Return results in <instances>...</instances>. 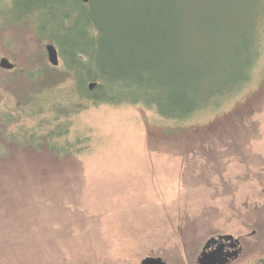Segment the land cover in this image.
Wrapping results in <instances>:
<instances>
[{
    "label": "rangeland",
    "instance_id": "rangeland-1",
    "mask_svg": "<svg viewBox=\"0 0 264 264\" xmlns=\"http://www.w3.org/2000/svg\"><path fill=\"white\" fill-rule=\"evenodd\" d=\"M120 1L93 0L84 13L74 0L22 2L0 15V60L24 66L14 43L35 53L49 40L59 70L60 48L82 40L83 22L96 28L103 10L112 14ZM196 1V12L204 10L206 0ZM216 6L225 9L223 20L214 30L208 23L191 28L194 37L176 41L171 64L179 68L174 85L198 86L202 97L239 77L241 51L253 42L258 50L249 77L240 88H224L229 94L221 105L200 107L177 123L126 103L81 109L73 101L70 115L53 116L51 106L71 104L61 91L76 89L63 81L52 90L53 105L38 103L32 116L24 108L20 123L38 133L60 125V135L67 131L55 140L70 146L57 155L0 141V264H140L150 256L197 264L209 240L226 236L239 242L226 264H264V14L260 0H217ZM11 30L16 38L9 43ZM187 59L196 64L195 77L184 70ZM46 61L51 65L47 52ZM153 68L143 73L173 84L165 63ZM2 71L0 109L19 116L9 92L14 82ZM39 71L48 86L50 72ZM19 84V92L30 86Z\"/></svg>",
    "mask_w": 264,
    "mask_h": 264
},
{
    "label": "trees",
    "instance_id": "trees-1",
    "mask_svg": "<svg viewBox=\"0 0 264 264\" xmlns=\"http://www.w3.org/2000/svg\"><path fill=\"white\" fill-rule=\"evenodd\" d=\"M28 1L30 0H8L5 4L0 1V15L4 13V16L8 17L10 11H17L16 7L21 6L22 2ZM74 1L77 2L82 13L93 2V0H89V3L80 0ZM196 4V0L120 1L113 9L112 14H107V11L103 10L100 17L101 22L97 24L96 28L87 29L90 26L88 19L83 22L82 28L77 29L78 36L80 38L83 36L82 40L71 44L70 47L62 46L60 48L62 66L59 70L58 65H50L46 61L43 44L49 40L41 41L39 45L41 50L36 49L35 53L30 45H23L22 42L14 43L13 51L21 50L18 52L23 55L25 64L24 66H15L2 57L1 59L9 64V67L0 66L3 70L2 74L8 84H12L9 81L19 84L20 81L26 80L30 86L24 92L15 90L14 84L10 89L9 92L15 97L12 107L19 116H13L10 111L4 110L3 112L0 109V141L7 142V146L10 144L21 148H48L57 155L68 152L66 150L70 146L69 142L55 140L57 137H61L67 129L60 135L58 132L60 125H58L50 128L47 133H38L34 129L35 127L20 123L19 120L26 107L29 108V110L26 108L27 114L32 116L33 106L38 103L39 105H53L57 95H54L52 90H58V87L63 86V81L65 83L67 81L74 82L76 89L73 90L74 94L67 89L61 91L64 93V97L70 99L68 103L71 102V104L69 107L59 104L61 108L51 106L53 116L70 115L71 110L75 108L73 101H76L79 104L77 106L82 107L81 109L99 104L126 103L129 105L143 104L148 109H154L156 114L162 118L177 123L185 121L201 108L221 105L223 95L229 94H224V91L240 88L249 77L258 49L253 42L244 45L241 52L246 55L238 63L242 68L239 77L232 78V82L225 84L220 90L211 91L200 97L201 89L198 86L188 85L186 87L184 85L177 88L174 85L177 75L176 73L173 75V72L179 71V68L176 64H171L174 59V50L177 47L176 41L179 39L189 41L194 37L190 29L199 28L201 24L208 23L211 30H214L217 23L223 20L222 14L225 15V9L216 6L217 0H206L204 10L199 12H196ZM260 6V11L264 14V0H260ZM5 7L7 8L4 11ZM13 23L8 24V28L13 27ZM16 28L21 29L22 27L18 25ZM3 30L0 28V33L4 34ZM11 33L12 30L9 33V43L13 37L16 38ZM56 41L61 46V40ZM84 56L86 60H84ZM155 63H158L159 66L165 63L173 78V84L165 81L163 85H159L155 83L154 78L147 77L143 73V70L154 73L156 71L153 68ZM39 66L50 72L51 79H48V86L42 83ZM183 66L185 71L191 72L188 77L196 76L195 70L197 69H195L194 60L187 59ZM90 83L94 84L93 89L89 88ZM210 85L213 83L210 82L208 86ZM54 87L55 89H53ZM187 91L189 95H187ZM53 97L54 99H52ZM66 105H68L67 102ZM214 242H216L215 238L208 242L204 254L212 253ZM204 254L199 255L200 260ZM236 255H233L231 259ZM197 264L200 262L197 261Z\"/></svg>",
    "mask_w": 264,
    "mask_h": 264
},
{
    "label": "water",
    "instance_id": "water-1",
    "mask_svg": "<svg viewBox=\"0 0 264 264\" xmlns=\"http://www.w3.org/2000/svg\"><path fill=\"white\" fill-rule=\"evenodd\" d=\"M80 1L84 2V3L90 2L89 0H80ZM44 47H45L46 52H47L48 61L52 65H57L59 63L57 49H55L54 46L50 42L45 44ZM0 66L1 67L2 66L9 67V64L6 63L3 59H1ZM88 86L90 89H92L94 87V84L90 83ZM208 242L206 243L205 246L208 245ZM215 252H212L211 254H208V253L204 254V251H203L202 254H204V255H203L201 260L199 259L200 264H216L214 261H212V260H216V255H215L216 253ZM140 264H167V263L163 262V260L161 258L150 256V257L144 259Z\"/></svg>",
    "mask_w": 264,
    "mask_h": 264
},
{
    "label": "flooded vegetation",
    "instance_id": "flooded-vegetation-1",
    "mask_svg": "<svg viewBox=\"0 0 264 264\" xmlns=\"http://www.w3.org/2000/svg\"><path fill=\"white\" fill-rule=\"evenodd\" d=\"M238 243V240L233 239L231 236L219 237V239H216V242L213 243V248L211 249L212 252L216 250V260L212 261L216 264L229 263L231 257L239 252L238 248H236Z\"/></svg>",
    "mask_w": 264,
    "mask_h": 264
}]
</instances>
